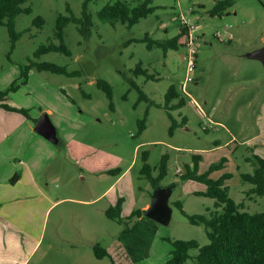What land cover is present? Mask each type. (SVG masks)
I'll return each mask as SVG.
<instances>
[{
  "label": "rangeland",
  "instance_id": "obj_1",
  "mask_svg": "<svg viewBox=\"0 0 264 264\" xmlns=\"http://www.w3.org/2000/svg\"><path fill=\"white\" fill-rule=\"evenodd\" d=\"M85 1L27 0L23 7L31 11L15 18L20 36L13 49L9 30L0 23V90L23 76L21 68L30 59L78 71L68 75L31 67L27 83H20L8 96L14 106L30 109L32 118L53 109L51 118L65 143L57 146L48 141L51 152L38 146L35 156L29 157V147L24 149L25 181L19 190L31 193L21 194L14 203L12 212H19L18 217L3 219L0 225V264H166L172 251L167 238L207 244L205 225L191 223L176 203L182 201L190 214L216 209L214 197L199 193L206 189L205 183L182 178L186 165H193L195 153L202 155L200 172L217 164L211 177L232 174L226 184L230 196L244 203L242 209L264 211V195L248 194L254 184L242 178L243 172L255 171L256 155L264 157V60L255 55L256 44L263 43L264 0H235L223 15L211 13L217 0H152L155 10L133 26L120 21L111 24L99 17L100 10L115 0H89L86 9ZM127 1L136 6L144 0ZM85 12L91 16L89 23ZM61 14L81 20L64 28V42L71 53L49 51L36 56L42 44H60L56 30ZM182 14L196 23L201 37L197 43L200 59L193 72L181 56L184 36L179 48L167 54L142 40L147 34L156 39L177 35ZM37 16L44 22L39 23ZM82 26H87L86 33ZM139 64L155 77L140 70L136 73ZM189 75L198 76L199 81L192 79L183 88ZM99 79L112 85L114 108L97 84ZM134 82L155 104L140 100ZM172 84L181 88L186 99L184 106L171 110L179 122L173 134L165 107ZM146 115V128L141 131L139 120ZM24 129L21 126L17 134L20 145L28 137ZM144 150L150 152L148 162L154 168L163 154L169 155L161 185L172 187L171 216L167 224L144 217L138 229L123 234L137 219L131 218L134 210L154 192L142 173ZM41 155L48 160L39 159ZM153 173L157 175L158 168ZM120 199L122 222L106 214ZM120 237L129 245L132 259L121 246L114 247V261L95 254V244L108 249ZM190 253L194 256L198 249ZM184 264L197 263L190 258Z\"/></svg>",
  "mask_w": 264,
  "mask_h": 264
},
{
  "label": "trees",
  "instance_id": "obj_2",
  "mask_svg": "<svg viewBox=\"0 0 264 264\" xmlns=\"http://www.w3.org/2000/svg\"><path fill=\"white\" fill-rule=\"evenodd\" d=\"M27 0H0V23L5 24L9 30L12 38V49L15 48L16 42L20 36L15 28V18L16 16L23 12H30L31 8L23 7V3ZM89 0L84 2L85 9L88 6ZM235 0H217L215 5L211 8L212 15H223L228 7L232 6ZM155 10V6L152 5V0H144L136 6H132L127 0H115L111 3L106 4L99 12V17L106 22L111 24H116L117 22H122L128 26H133L139 22L142 18L147 17L150 13ZM86 22H90L91 16L85 12ZM36 20L39 23H43L44 19L42 16H37ZM75 21L81 23L79 18L72 15H59L57 22L56 36L60 39V44L51 42L49 44H42L35 52L36 56H40L43 53L49 51H62L66 54H70V49L64 42V28L71 22ZM83 33L88 31L87 26L80 27ZM184 35L183 29L180 26V31L177 35L168 39H156L152 38L149 34L144 36L142 40L147 41V45L150 48L154 46L162 47L165 54L171 49H178L181 43V37ZM31 67H36L38 70H50L56 73H64L68 75H77L78 71H70L66 66L59 65L55 62L43 61L37 62L30 59V63L22 67V75L19 78L24 77L21 82H17L16 79L12 84L4 89L0 90V107H5L9 110H15L22 112L26 116L31 117L30 109L25 107L12 106L6 102L9 94L19 88L20 83H27L29 78V69ZM148 73L147 69H144L141 64L135 69L136 73L138 71ZM149 78H154L153 74H147ZM97 84L103 88L107 96L111 100V106L113 105V88L112 85L105 79H99ZM134 86L140 91V100L144 99L150 102V104H155L154 100L145 93L142 88L136 83ZM178 98L176 103L172 101ZM186 104V99L181 93V88L177 85L172 84L168 88L166 93V109L172 118V124L170 126V133L173 134L176 127H178L179 122L176 120L172 114V109H177ZM142 118L139 120L141 131L146 128V119ZM186 117L183 120L186 123ZM38 118H35L36 122ZM60 137V135H59ZM65 141L60 137L59 143L56 145H63ZM150 152L144 150L142 157L144 159V165L142 167V173L151 181L153 187H157L161 184V181L168 173V153L163 154L158 168L159 173L154 175V167L148 162ZM193 165L187 164V170L182 173V178L184 179H194L201 181L206 184V190L200 191L199 193L206 196H211L216 199L215 206L216 209L212 210L209 214H190L183 208L182 201H177V205L182 209L184 215L193 224H203L206 227V232L209 237V242L205 245H201L197 239H170L172 243L171 256L166 261V264H184L188 259L193 258L196 260L197 264H264V211L261 212H250L248 210L242 209L244 203H238L235 201L229 193V185L226 184V180L231 177V173H225L219 178L211 177V169L217 167L212 166L209 171L200 172L199 171V161L202 159V155L195 153L193 156ZM253 160L252 158H249ZM257 167L254 172H243L242 178L254 184V186L248 190V194L264 195V157L256 155L254 157ZM122 199L114 205L110 206L106 210V214L109 218L115 219L122 222ZM220 207H222L220 209ZM137 217L136 221L132 225H127L123 229L124 233L133 232L138 229L141 219L147 217L144 214V210L137 208L131 215V218ZM191 249H198V253L194 256L190 253ZM95 254L102 258L109 256L114 261V257L108 251L107 248L101 247L99 244L94 246Z\"/></svg>",
  "mask_w": 264,
  "mask_h": 264
},
{
  "label": "crops",
  "instance_id": "obj_3",
  "mask_svg": "<svg viewBox=\"0 0 264 264\" xmlns=\"http://www.w3.org/2000/svg\"><path fill=\"white\" fill-rule=\"evenodd\" d=\"M236 11L235 13H237ZM230 33V32H229ZM231 34V33H230ZM233 41V34L230 38L229 42ZM261 44H256L255 46V52L262 46H264V36L262 38ZM183 54V53H182ZM181 54V56H182ZM253 54V52H251ZM249 58H252V56H248ZM200 56L198 54V62H199ZM197 62V65H198ZM193 81H199L198 76H194ZM184 84V83H183ZM6 102L10 105L14 106L16 105L11 97H8L6 99ZM48 112L50 116L52 117L53 109H48ZM43 115V114H42ZM41 117V116H40ZM39 117V118H40ZM35 118V117H34ZM34 118H30L26 116L25 114L15 111V110H9L5 107H0V225L3 221V219H12L17 218L19 212H12V209L16 206L14 203H17L20 195L25 194L29 195L31 192L26 189L24 191L19 190L20 185L24 180V174L23 165L27 163V157L35 156L36 150H38V146L41 147V149L44 152H51L52 147L50 146L48 140L45 136L40 134L35 129V124L38 121H34ZM38 118V119H39ZM21 126H25L24 133H27L28 137H26L25 140L21 143V145L18 143L17 134L20 132L19 128ZM58 128V126H57ZM36 133H38L39 138H37ZM58 134H59V128H58ZM60 135V134H59ZM45 137V138H43ZM47 139V140H46ZM51 142V141H50ZM53 143V142H51ZM54 144V143H53ZM220 146V145H218ZM29 147L28 155L25 158L24 149ZM21 149V150H20ZM200 154V153H199ZM49 157H44V155H41L39 159L41 160H48ZM48 162V161H47ZM201 160L199 161L200 165ZM43 168V167H42ZM42 168L39 169L38 173L42 172ZM180 169V168H179ZM34 177V181H36L37 177L40 175L38 174ZM114 184V183H113ZM112 184V185H113ZM26 185V183H25ZM111 185V186H112ZM206 190V189H205ZM152 197V194H151ZM152 199V198H151ZM151 199L146 200L144 202V205H142L141 209L145 210L150 206ZM7 202V208L6 212H4V203ZM143 218L141 219V221ZM13 224L17 225L15 222L10 220ZM125 237V236H124ZM125 239L123 237H120L115 243H113L109 248L108 251L112 254V256L115 258V252L114 247L121 246L125 249L126 254H128L130 259L133 258L131 255V251L129 248V245L125 243Z\"/></svg>",
  "mask_w": 264,
  "mask_h": 264
},
{
  "label": "water",
  "instance_id": "obj_4",
  "mask_svg": "<svg viewBox=\"0 0 264 264\" xmlns=\"http://www.w3.org/2000/svg\"><path fill=\"white\" fill-rule=\"evenodd\" d=\"M256 57L264 60V46L256 50ZM35 129L45 136L51 142L57 144L60 141L58 128L53 122L50 114L45 112L36 122ZM171 186L158 185L154 188L151 204L145 210L144 214L158 222L167 224L171 216V209L168 205V199L171 195Z\"/></svg>",
  "mask_w": 264,
  "mask_h": 264
},
{
  "label": "built area",
  "instance_id": "obj_5",
  "mask_svg": "<svg viewBox=\"0 0 264 264\" xmlns=\"http://www.w3.org/2000/svg\"><path fill=\"white\" fill-rule=\"evenodd\" d=\"M179 22H180V26L183 29V33H184L183 36L185 37L183 42V47L185 48V51L182 54V59L188 62L189 72H193L197 68L198 54H199L197 43L200 41L201 37L198 36V34L196 33L197 25L195 22H193V20L190 17H187L186 15L182 14L180 15ZM231 37H232V33L230 34V38ZM192 79H194V76L189 75V77H187L186 81L183 84V88ZM178 171H180V169H178Z\"/></svg>",
  "mask_w": 264,
  "mask_h": 264
}]
</instances>
